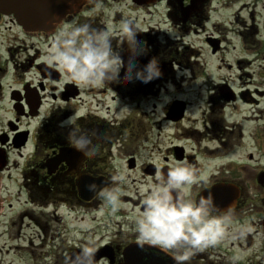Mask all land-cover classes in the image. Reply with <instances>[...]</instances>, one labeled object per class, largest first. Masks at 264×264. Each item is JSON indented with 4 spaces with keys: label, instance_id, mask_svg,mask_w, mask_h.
Masks as SVG:
<instances>
[{
    "label": "flooded vegetation",
    "instance_id": "af4514ba",
    "mask_svg": "<svg viewBox=\"0 0 264 264\" xmlns=\"http://www.w3.org/2000/svg\"><path fill=\"white\" fill-rule=\"evenodd\" d=\"M76 1L0 0V255L10 253L14 228L20 240L26 222L57 241L53 222L76 223L105 210L85 189L92 180L111 183L112 175H125L122 204L138 208L141 186L158 166L166 171L188 161L207 181L192 187L193 196L211 192L220 210L234 205L231 230L247 232L187 264H232L233 255L242 257L235 264H264V0H100L98 9L93 0ZM19 5L38 7L27 15L31 23L21 25L5 9ZM125 19L134 21L148 48L137 57L139 67L156 57L161 78L147 84L124 78L131 55L121 43ZM84 23L112 34L124 60L118 81L83 88L42 63L58 33ZM184 69L187 76L178 75ZM162 90L171 103L160 118L150 111ZM69 116L76 129L102 133L94 154L68 146L70 129L60 124ZM120 236L97 243L96 264H125L130 246L144 260L175 264L155 247L141 249L134 233ZM79 250L66 249L63 261Z\"/></svg>",
    "mask_w": 264,
    "mask_h": 264
},
{
    "label": "clouds",
    "instance_id": "9594fccd",
    "mask_svg": "<svg viewBox=\"0 0 264 264\" xmlns=\"http://www.w3.org/2000/svg\"><path fill=\"white\" fill-rule=\"evenodd\" d=\"M98 9L100 0H93ZM120 34L122 46L127 44L131 53L124 78L132 82L138 80L149 83L162 77L158 58L152 57L142 68L137 57L146 55V42L140 37L133 20L121 21ZM42 63L63 75L66 82L83 88L101 87L118 81L124 68L120 52L113 47L112 34L106 29H96L84 23L62 30L53 39ZM178 75L187 76V70H177ZM51 75V71H49ZM168 89L174 92V86ZM171 103V97L161 91L153 116L163 118L165 105ZM73 117L69 116L60 124L69 128L65 137L68 146L84 155L94 154L102 133L99 130H78L72 126ZM111 183L92 180L85 185L87 192L102 200L103 206L115 214L119 211L126 177L117 173L111 176ZM207 183L200 170L188 161L175 162L165 171L158 166L154 178L141 186V198L134 211L131 231L135 234L137 245L155 247L165 255L171 256L175 264H187L198 252L215 248L226 240L241 239L246 235L245 226L231 230L235 218L234 205L220 210L215 204L211 192L196 199L192 187ZM79 252L69 254L64 264H96L97 244L88 238L79 245ZM242 257H229L232 264ZM49 261L53 258L49 257Z\"/></svg>",
    "mask_w": 264,
    "mask_h": 264
},
{
    "label": "rangeland",
    "instance_id": "374dc122",
    "mask_svg": "<svg viewBox=\"0 0 264 264\" xmlns=\"http://www.w3.org/2000/svg\"><path fill=\"white\" fill-rule=\"evenodd\" d=\"M25 42L27 47L34 42L40 48H44L43 51L47 50V45L38 40H25ZM17 45L24 46L21 40H13V46L17 47ZM129 185L134 189L137 186ZM136 209L133 205L122 204L115 214L106 208L99 213L94 211L92 216H85L84 221H80L82 216H78L76 223L72 222V218L63 224L53 222V230L60 235L57 241H51L50 232L45 237L32 222L30 224L26 222L21 231L20 240L16 239L18 227L14 228V237L9 243L12 250L8 254L0 255V264H64L62 259L64 251L73 246L79 248V245L86 242L88 238L94 240L96 244L111 242L117 235H121V239H126L127 235L133 234L132 218ZM1 246L2 243H0ZM49 257L53 259L49 261Z\"/></svg>",
    "mask_w": 264,
    "mask_h": 264
},
{
    "label": "water",
    "instance_id": "95a60500",
    "mask_svg": "<svg viewBox=\"0 0 264 264\" xmlns=\"http://www.w3.org/2000/svg\"><path fill=\"white\" fill-rule=\"evenodd\" d=\"M19 1L22 2V0H19ZM27 1L30 2L31 0H27ZM36 1H39V0H36ZM77 1L79 2L81 0H77ZM5 9L9 10L10 12L15 13L18 22L24 26L30 22L27 15L31 16L34 10H38V7L31 6V5H26V6L19 5V6H9V7H6ZM24 19H28L27 20L28 22L23 23ZM36 25H38V23H36ZM124 256L126 259L125 264H173L171 262L162 261L158 258H149L148 260H144L145 259L144 254L139 252V250H137L136 247L134 246L128 247L124 253ZM101 258H102V255L99 256V254H96L95 256L96 262L99 261Z\"/></svg>",
    "mask_w": 264,
    "mask_h": 264
}]
</instances>
